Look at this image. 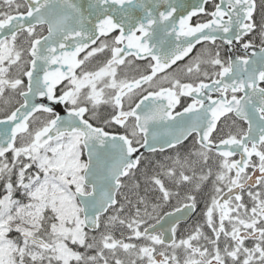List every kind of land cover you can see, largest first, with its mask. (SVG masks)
Returning <instances> with one entry per match:
<instances>
[{"label":"snow or ice","instance_id":"1","mask_svg":"<svg viewBox=\"0 0 264 264\" xmlns=\"http://www.w3.org/2000/svg\"><path fill=\"white\" fill-rule=\"evenodd\" d=\"M0 264H264V0H0Z\"/></svg>","mask_w":264,"mask_h":264},{"label":"flooded vegetation","instance_id":"2","mask_svg":"<svg viewBox=\"0 0 264 264\" xmlns=\"http://www.w3.org/2000/svg\"><path fill=\"white\" fill-rule=\"evenodd\" d=\"M183 99V98H182ZM193 219H195V217H193ZM189 222H191V221H189Z\"/></svg>","mask_w":264,"mask_h":264}]
</instances>
